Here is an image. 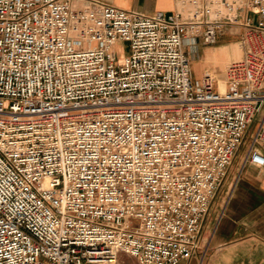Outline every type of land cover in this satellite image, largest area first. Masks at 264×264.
I'll list each match as a JSON object with an SVG mask.
<instances>
[{"label":"built area","instance_id":"obj_1","mask_svg":"<svg viewBox=\"0 0 264 264\" xmlns=\"http://www.w3.org/2000/svg\"><path fill=\"white\" fill-rule=\"evenodd\" d=\"M73 1L0 0V264L202 260L240 148L264 169V0L188 18ZM235 28L225 89L194 80L197 40Z\"/></svg>","mask_w":264,"mask_h":264},{"label":"crops","instance_id":"obj_2","mask_svg":"<svg viewBox=\"0 0 264 264\" xmlns=\"http://www.w3.org/2000/svg\"><path fill=\"white\" fill-rule=\"evenodd\" d=\"M87 1L74 0L73 6L76 9H89L92 6ZM96 1L145 15L162 12L164 14H181L184 18H188L195 9L192 4L195 0ZM207 10L211 17L216 16L217 11L224 14V10H218L215 5L207 6ZM232 31L234 29L230 32L232 33ZM197 41L196 51H198V45L201 44L199 40ZM229 46L228 43H221L218 46L205 49L202 53L206 64L205 70L210 69L213 65L221 70L223 64L233 61V57L239 59L241 51L239 52L236 48L230 49ZM231 50L234 51L235 56L231 54ZM194 60L195 58L191 61L192 72H194L192 66ZM203 70L197 80L202 79L205 75H210L223 84L224 73L217 79L213 74ZM219 89L223 91L225 87L222 90L220 86ZM245 153L246 150H242L234 157L233 163L228 169L225 183L219 191L223 192L224 196L220 198V193L218 194L202 222L200 239L201 248L203 247L205 254L203 259L194 256L181 264H264V169L258 170L247 166L240 171L241 160ZM227 183L228 185L225 187Z\"/></svg>","mask_w":264,"mask_h":264},{"label":"rangeland","instance_id":"obj_3","mask_svg":"<svg viewBox=\"0 0 264 264\" xmlns=\"http://www.w3.org/2000/svg\"><path fill=\"white\" fill-rule=\"evenodd\" d=\"M215 6H217L218 10L223 11V9H222V7L220 5H215ZM238 36H239L238 29L237 30L234 29V31H232V33L230 31H227L225 35H223L222 37H220L218 39L219 41L215 45L204 46V45L199 44L198 45V51L195 50L194 52H191L192 53L191 54L192 59L195 58V60H194V62L192 64L193 69H194V72H193L194 80L198 79V77H199V75H200V73H201V71L203 69H204L203 71H208L209 74H213L215 77H217V79H219L223 75V73L225 72L224 71L225 68H227V66L230 63L235 62V61H239L241 59L242 55H241V52H240L241 50H240V45H239V40H238L239 37ZM221 43L230 44V46H229L230 49H232V48L238 49L239 52H240L239 53V55H240L239 59H236L235 57H233V61H231V62L228 61L227 64H225V65L223 64V67L221 68V70H220V68L215 67V65H213L210 69L205 70L206 68H204V66H206V64L204 63V57L202 56L203 51L205 49H209L211 47L218 46ZM121 50L126 52L128 50V44L120 42V44L115 46V51H116L117 54L120 53ZM231 54L233 56H235L234 55V51H232V50H231ZM213 64H215V63H213ZM217 81H219V80H217ZM217 84L219 86H221L222 90L224 89V86H223V84H220V81L218 83L215 82L214 85H217ZM242 150H245V148L241 147L238 152L240 153V152H242ZM227 185H228V183L226 184L225 187H227ZM223 196H224V193L221 192L219 197L221 198ZM118 256H119L118 257V264H138L137 261L134 258H132L131 256L124 255V254H118Z\"/></svg>","mask_w":264,"mask_h":264}]
</instances>
